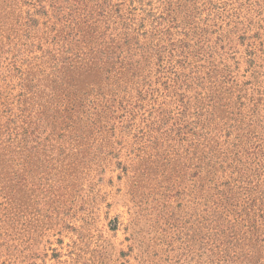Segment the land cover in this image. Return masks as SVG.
Listing matches in <instances>:
<instances>
[{
	"label": "rangeland",
	"instance_id": "1",
	"mask_svg": "<svg viewBox=\"0 0 264 264\" xmlns=\"http://www.w3.org/2000/svg\"><path fill=\"white\" fill-rule=\"evenodd\" d=\"M0 264H264V0H0Z\"/></svg>",
	"mask_w": 264,
	"mask_h": 264
}]
</instances>
